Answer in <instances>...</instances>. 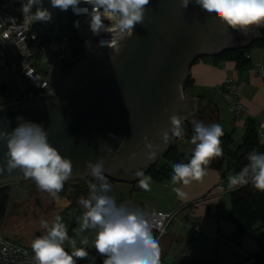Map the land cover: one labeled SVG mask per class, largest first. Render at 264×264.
<instances>
[{
	"label": "water",
	"instance_id": "1",
	"mask_svg": "<svg viewBox=\"0 0 264 264\" xmlns=\"http://www.w3.org/2000/svg\"><path fill=\"white\" fill-rule=\"evenodd\" d=\"M213 20L192 0H151L144 21L133 35H124L120 49L81 59L55 81L54 94L0 108V130L11 132L17 116L41 125L49 142L73 162L68 180H84L86 163L102 162L105 177L132 183L169 149V118L181 120L202 105L185 94L189 68L201 56L235 48L251 37ZM244 54V49H239ZM68 74V75H67ZM6 142L0 141V165L6 163ZM154 154V158H153ZM32 180L19 170L0 173V189ZM3 184V185H2ZM8 192L1 195L0 221Z\"/></svg>",
	"mask_w": 264,
	"mask_h": 264
},
{
	"label": "clouds",
	"instance_id": "2",
	"mask_svg": "<svg viewBox=\"0 0 264 264\" xmlns=\"http://www.w3.org/2000/svg\"><path fill=\"white\" fill-rule=\"evenodd\" d=\"M151 0H50L51 7L61 11L69 9L76 15L86 16L93 36L102 32L133 35L137 25L145 18ZM192 0H180V7L187 9ZM195 4L213 20L222 25L247 34L253 26L264 25V0H194ZM90 5L81 7V4ZM35 9V11H33ZM24 15H31L32 21L48 22L51 13L43 6V0H26L22 3ZM110 22L106 25L104 21ZM80 22L74 21L79 28ZM111 40H100V47H110ZM88 43V42H86ZM18 124L11 131L0 130V141L6 142V163L0 165V173L5 170L11 174L19 170L26 178L32 179L41 190L55 196L64 189L65 182L73 174V162L63 156L49 142L47 131L39 124L16 117ZM171 136L163 133L165 142L172 137L184 134L181 120L175 116L169 118ZM223 127L219 123H194V134L190 143L194 145L188 163H175L172 166L171 181L174 185L189 186L193 181L203 182L208 175V166L223 155L221 138ZM154 158V154H153ZM248 163L237 173L228 176V188L232 191L240 187L251 186L264 192V153L252 150L247 154ZM91 175L99 181L89 185L88 198L80 200L85 209L78 218L80 231L95 230L93 247L104 257L103 264H161V248L153 234L156 228L163 231V224L154 220L152 215L141 208L117 205L115 198L108 195L111 184L104 175L102 162L86 163ZM139 187L150 191L151 177L143 171H137ZM176 195L184 199L186 192L174 187ZM45 234L37 236L31 242L34 264H77L78 259L89 258L86 247H77V240L70 237L68 228L60 215L49 222L40 221ZM71 252L65 250V244ZM87 245V238L80 240ZM95 257L90 264H94Z\"/></svg>",
	"mask_w": 264,
	"mask_h": 264
},
{
	"label": "crops",
	"instance_id": "3",
	"mask_svg": "<svg viewBox=\"0 0 264 264\" xmlns=\"http://www.w3.org/2000/svg\"><path fill=\"white\" fill-rule=\"evenodd\" d=\"M247 54L248 63L243 67L237 66L233 60L220 64L204 59L196 60L189 68L190 84L185 87L187 96L202 100L200 112L203 114L200 118L204 123H219L224 133L231 135V150H235L241 143L247 119L252 120L257 128L264 123V78L255 75L249 68L251 64L264 63V48H253ZM228 77L236 79L243 107V112L236 121L231 120V113L221 95L222 84ZM195 113L196 111L193 114ZM190 139L183 135L176 138L178 153L191 156L195 146L190 143ZM231 157L232 154L228 151L215 158L208 166V175L203 182L193 181L189 186L174 185L167 175L156 179L145 172L146 176L151 177V190L144 191L139 187L138 180L128 183L110 177L112 191L108 195L114 197L115 201L129 199L151 209L177 211L165 233L156 237L153 232L160 244L161 264H179L188 255L211 259L214 264H254L253 258L242 261L264 243V227L257 223L237 238V241L231 239L235 224L226 217L232 191L228 188V176L233 174L231 166L234 159L230 160ZM220 182L223 183V189L217 187ZM174 187H181L187 194L186 198H179L173 191ZM186 222L195 224L199 230L187 228L184 226ZM89 234L74 237L77 247H86L89 251V258L82 259L83 262L77 261L90 264L91 258L95 257V260L103 264L104 257L93 247L95 230L91 229ZM83 238L88 240L86 246L80 243ZM188 244H193L191 250L187 248ZM65 250L71 252L67 248Z\"/></svg>",
	"mask_w": 264,
	"mask_h": 264
},
{
	"label": "built area",
	"instance_id": "4",
	"mask_svg": "<svg viewBox=\"0 0 264 264\" xmlns=\"http://www.w3.org/2000/svg\"><path fill=\"white\" fill-rule=\"evenodd\" d=\"M25 2L26 0H0V64L8 65L13 81V85L8 86L5 83L2 88L0 108L54 94L57 79L63 77L81 59L96 54L100 49L117 52L126 34L102 32L99 36H93L87 22L88 18L84 15L78 16L69 9L72 19L80 17L85 20L81 22L80 28L76 29L77 37L82 40L81 51L77 53L75 42L68 34L61 33L59 9L52 8L50 0H43V6L52 16L48 22L32 21L31 15H24L21 6ZM80 6L89 7L91 10L90 5L82 3ZM104 23L110 24L107 20ZM111 38L110 47L99 46L100 40H111ZM245 57L248 59L249 55L246 54ZM249 68L255 75L264 78V63H254ZM55 72H58V77L51 79V73ZM237 86L236 79L228 77L221 87V95L229 108L232 121L238 120L243 112ZM262 129L264 123L259 124L256 133L259 145L264 147ZM172 174L169 172L167 176L171 177ZM217 187L223 189V183H218ZM116 203L148 211L154 220L163 224V231L153 229L156 237L166 232L167 226L174 221L177 213L176 210L165 212L151 209L129 199ZM184 226L195 231L199 230L193 223L186 222ZM187 248L191 250L193 244H188ZM0 264H34V254L32 250L0 235ZM77 264L81 263L77 261ZM94 264L102 263L95 260Z\"/></svg>",
	"mask_w": 264,
	"mask_h": 264
},
{
	"label": "trees",
	"instance_id": "5",
	"mask_svg": "<svg viewBox=\"0 0 264 264\" xmlns=\"http://www.w3.org/2000/svg\"><path fill=\"white\" fill-rule=\"evenodd\" d=\"M68 35L75 42L77 53H80L82 40L77 37L76 29H71ZM253 48H264V25L258 26L256 32L251 37L245 39L235 48L222 51L213 56H201L199 59L208 60L214 64H220L226 60H233L236 62L237 66L243 67L248 63V59L245 55ZM239 49H244V54H240ZM189 84L190 77L186 80L185 87ZM4 86L5 83L0 82V95ZM200 110L201 109L197 110L195 114L184 117L181 124V127L184 130L183 136L191 138L194 134V123H204L200 118L203 114ZM256 128L257 126L252 120H246L242 141L235 150L229 148L232 143V138L229 133H225L221 138L223 155L230 151L232 154L230 160L234 159V163H232L231 166L233 174L239 172L248 163L247 154L249 152L256 150L264 153V147H261L258 144ZM190 158L191 156L189 155L177 152L175 139L170 144L169 149L153 166H150L147 169L146 173L156 179H161L169 172H172V166L175 163H188ZM160 161H163V163ZM93 179L94 177L90 175L87 179L75 180L76 182L74 184L65 182L64 189L58 194L63 195L66 191L70 190L73 194L74 200L80 196L88 198L90 192L89 185L92 183H99L98 180ZM106 179L109 183L112 182L110 177H106ZM90 180L92 181L91 183L88 182ZM226 217L235 224V231L231 236V239L234 241H237V238L241 237L247 230H251L257 223L264 227V192L255 190L251 184L240 187L235 191H231L230 208ZM250 258L255 260L254 264H264V243H262L255 252L248 255L242 262H245ZM179 264H214V261L194 255H188L185 256Z\"/></svg>",
	"mask_w": 264,
	"mask_h": 264
},
{
	"label": "rangeland",
	"instance_id": "6",
	"mask_svg": "<svg viewBox=\"0 0 264 264\" xmlns=\"http://www.w3.org/2000/svg\"><path fill=\"white\" fill-rule=\"evenodd\" d=\"M79 21V28L82 25L81 22L85 21L78 18H73L70 16L68 11L59 10V22L60 30L62 34H69L71 29H77L74 27V21ZM78 28V29H79ZM58 72L51 73L50 78L55 79L58 77ZM0 82L6 83L8 86L13 85L12 74L8 65L0 64ZM235 142H238L235 139ZM76 181H71L74 184ZM86 197H78L73 199V194L69 193L67 196H62L60 194L55 195V205L54 210H44L34 206L23 207L18 210L16 214L6 213L2 220L0 221V235L7 240L17 242L18 244L31 250V242L40 235L45 234L46 230L41 227L40 221L47 220L51 222L56 215L62 217L63 222L68 228V234L70 237L89 234L91 229L81 232L80 224L78 218L83 214L85 209L80 203V200ZM65 248L71 250L70 247L65 244ZM79 262L84 260L78 259Z\"/></svg>",
	"mask_w": 264,
	"mask_h": 264
},
{
	"label": "flooded vegetation",
	"instance_id": "7",
	"mask_svg": "<svg viewBox=\"0 0 264 264\" xmlns=\"http://www.w3.org/2000/svg\"><path fill=\"white\" fill-rule=\"evenodd\" d=\"M68 75V74H67ZM75 180H67L66 182H71ZM3 185V184H2ZM1 186V185H0ZM8 192L7 200L3 204L2 215L16 214L18 210L23 207L34 206L44 210H54L55 196L52 194L41 191L35 184L33 180L25 181H15L8 184L4 188L0 189V205H1V195L4 192ZM71 193L70 190L66 191L62 196H67Z\"/></svg>",
	"mask_w": 264,
	"mask_h": 264
}]
</instances>
